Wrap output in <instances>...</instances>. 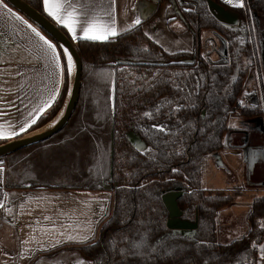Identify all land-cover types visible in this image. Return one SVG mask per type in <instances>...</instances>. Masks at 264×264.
I'll return each instance as SVG.
<instances>
[{
    "label": "trees",
    "instance_id": "16d2710c",
    "mask_svg": "<svg viewBox=\"0 0 264 264\" xmlns=\"http://www.w3.org/2000/svg\"><path fill=\"white\" fill-rule=\"evenodd\" d=\"M24 1L55 24L45 13L43 0ZM175 2L177 8L170 4L167 17L181 20L192 33L196 50L201 48L202 33L212 32L227 47L220 60L197 57L195 50L167 52L140 25L106 41H74L58 26L82 61L76 110L49 140L0 158L7 189L109 188L113 192L112 213L97 238L80 247L87 264H256L259 259L264 196L253 201L248 233L220 244L217 211L235 198L204 189L202 179L205 158L221 151L225 136L233 130L231 117L261 116L256 98L244 93L249 48L245 40L239 47L235 39V33L243 31L219 19L210 2L237 15L239 22L243 13L223 0ZM251 7L256 18L264 19V0H251ZM57 44L64 68L62 90L50 111L20 137L54 121L67 99L70 75L64 50ZM242 98L247 103L239 107ZM135 121L148 139L150 150L145 154L134 151L125 136ZM158 124L165 131L153 127ZM5 143L0 140V145ZM29 150L35 152L19 156ZM28 166L30 175H26ZM176 187L185 189L178 200L184 220L198 224L193 236L167 226L169 211L163 196Z\"/></svg>",
    "mask_w": 264,
    "mask_h": 264
},
{
    "label": "crops",
    "instance_id": "0c3cea01",
    "mask_svg": "<svg viewBox=\"0 0 264 264\" xmlns=\"http://www.w3.org/2000/svg\"><path fill=\"white\" fill-rule=\"evenodd\" d=\"M81 2L92 14L101 15L104 20L108 19L103 14L109 10L110 0H81ZM93 2L95 7H92ZM238 2L239 0H232L231 3H226L235 7L234 4ZM3 4L35 27L56 46L60 54L58 44L36 24L5 0ZM168 4L165 0L161 2L160 0H116L114 15L118 35L133 28L135 19L139 17L141 20L139 25L143 31L167 52L194 50L192 33L184 28L182 22H172L175 18L167 17ZM6 11L0 7V113H2L0 132L7 135L16 131L19 134L0 140L10 142L27 133L50 111L62 90L63 74L50 66L45 67L47 61L42 59L34 48L35 44L40 43L38 38L14 17L7 16ZM53 21L57 26H61ZM67 33L73 39L68 31ZM80 35L82 33L78 28L77 37ZM59 63L63 67L61 54ZM53 92L57 94L52 106L39 116L35 124L26 131L20 132L21 125H25L36 114L37 109ZM242 154L245 156V161L253 156L246 149ZM0 168H2L0 203L5 205L4 208H0V264H79L81 261L87 264L88 258L80 247L97 238L101 225L110 216L113 192L108 188L104 190L7 189L5 168L2 165ZM218 218L217 216V222ZM69 225L72 227H68ZM52 228H55V232L45 235V230ZM248 231L249 229L244 234L226 237L225 242L221 244L238 240ZM68 235L88 236V239L69 240L66 238ZM218 236L217 226V239ZM25 241L30 242L24 243ZM260 246H264V243ZM260 264H264V260H261Z\"/></svg>",
    "mask_w": 264,
    "mask_h": 264
},
{
    "label": "rangeland",
    "instance_id": "374dc122",
    "mask_svg": "<svg viewBox=\"0 0 264 264\" xmlns=\"http://www.w3.org/2000/svg\"><path fill=\"white\" fill-rule=\"evenodd\" d=\"M165 1L169 3L168 7L170 4H172L170 0ZM175 21L181 23V20L178 18L173 19L172 22ZM256 31L258 34L261 51L264 55L263 18H256ZM235 34V39L238 42V46L242 47L243 41H246L244 38V33L242 32L241 34ZM194 50L197 57L201 56L212 61H218L223 55L226 54L227 47L225 48L221 40L214 36L212 32L204 31L202 33L201 48L196 50L194 42ZM230 60H232V57H230ZM243 62L245 63V61ZM248 78L246 79L244 90L246 95H248L252 90ZM73 79L74 75L71 73L70 87L72 85ZM245 103H247V99L245 100V98H242L239 102V107H243ZM229 125H234V127H243V131H240V133L237 134L238 136L241 135L240 145H243L248 137H251V142L249 145L251 147H256V150H251L250 154L253 156L250 158L248 157V161H245L244 155L241 157L242 155L236 156L235 154H232L229 146L226 145L224 151L226 153L224 155V160L226 165L232 171L231 176H227L226 173L218 170L214 166V163L211 160V155L205 158L207 168L203 172V187L210 191H223L228 196L235 198L232 204L217 211V216L219 217L217 222L219 230L218 243L220 244L225 242L226 237L244 234L245 231L250 229L251 223L249 220V214L251 212V204H253L255 198L264 196V120L261 116L253 119H244L238 114H234V117L232 116L229 120ZM35 150L22 152L19 154V156L25 155L24 157H28L31 155V153H34ZM259 153H261V156H259ZM15 159L16 157H13L11 161ZM18 159L21 161L23 158L20 157ZM30 174L31 172L28 166L26 169V175ZM111 213L112 209L110 214ZM231 223L232 225H230Z\"/></svg>",
    "mask_w": 264,
    "mask_h": 264
},
{
    "label": "snow or ice",
    "instance_id": "6c2138e0",
    "mask_svg": "<svg viewBox=\"0 0 264 264\" xmlns=\"http://www.w3.org/2000/svg\"><path fill=\"white\" fill-rule=\"evenodd\" d=\"M226 2L231 3L232 0H226ZM110 8L108 11L104 12L103 15L107 16L108 19L104 20L103 16L92 14L81 2V0H43V8L46 14L56 21L57 24H60L63 28L67 29V31L72 35L73 39H81V40H89V41H106L110 37H115L118 35V30L116 27V19L114 15V8L116 5V0H110ZM95 3L93 2L92 7H95ZM235 7L243 8L244 4L242 0L240 2L234 4ZM0 7L6 9V15L10 17H14L21 24L25 25L34 35L38 38L40 43L34 45L35 51L41 56L42 59L47 61L45 67H52L55 70H59V73L62 75L64 72V68L59 63L60 54L56 50V46L53 45L48 39H46L35 27L31 24L27 23V21L23 20L22 17L16 15L11 11L10 8L7 7L6 4H3V0H0ZM141 20L137 17L132 25L135 27L139 25ZM79 28L82 35L77 37V29ZM64 55L67 60L66 70L69 75H71L73 71V58L68 50H64ZM56 92L46 100L42 106L37 109L35 115L32 116L30 120L27 121L25 125H21L20 132L26 131L33 124L36 123L37 119L40 115L43 114L48 108L52 106L55 101ZM2 114V113H0ZM145 115H150L146 113ZM157 127L158 131H165V128ZM234 127V125H233ZM19 133L13 131L5 135L3 132H0V139L11 138L12 136L18 135ZM174 171H176L174 169ZM0 172H2V168H0ZM5 205L0 203V208H4ZM10 211V210H9ZM45 219H49L45 217ZM264 227V225H261ZM68 227H72L69 225ZM51 232H55V228L45 230V235H48ZM64 235V233H61ZM69 240L79 239V240H87L88 236H73L68 235L66 237ZM30 241H25L24 243H29ZM136 248L141 247L140 244L135 245ZM253 247H258L253 244ZM260 257L257 260L256 264H260L261 260H264V246H259ZM79 264H83V262H79Z\"/></svg>",
    "mask_w": 264,
    "mask_h": 264
},
{
    "label": "water",
    "instance_id": "95a60500",
    "mask_svg": "<svg viewBox=\"0 0 264 264\" xmlns=\"http://www.w3.org/2000/svg\"><path fill=\"white\" fill-rule=\"evenodd\" d=\"M5 1L8 2L17 11H19L24 16H26L40 29H42L47 34H49L57 43H59V45L63 48V50L67 49L69 53L72 55V58L75 62L76 70L67 99L61 110V112H64V115L62 119L59 121V123L45 133L32 135V136L28 135V137L27 136L20 137L13 141L7 142L3 145H0V158L12 154L16 151L22 150L26 147L47 141L65 128V126L71 119L73 113L75 112L79 102L81 86H82V71H83L82 61L74 44L56 24L50 21L42 13L38 12L33 7L28 5L24 0H5ZM170 1L174 5V7L177 8L175 0H170ZM210 7L218 16V18L224 21L227 25L237 26L241 28V23L239 22L237 15L229 11H226L224 8L220 7L219 5L213 2H210ZM263 61H264V55H263ZM212 159L214 160L217 169L224 171L228 176L232 175V171L225 164L220 153L214 154L212 156ZM181 196L182 193L179 192L166 193L163 196L164 204L169 211V219L167 222V226L170 230L179 232L183 236H193L195 235V232L198 228V224L192 223L182 218L183 212L180 210L178 206V199Z\"/></svg>",
    "mask_w": 264,
    "mask_h": 264
},
{
    "label": "built area",
    "instance_id": "2783aa9c",
    "mask_svg": "<svg viewBox=\"0 0 264 264\" xmlns=\"http://www.w3.org/2000/svg\"><path fill=\"white\" fill-rule=\"evenodd\" d=\"M240 2V0H239ZM244 36L249 48L250 76L260 115L264 120V61L256 31V18L251 7V0H242Z\"/></svg>",
    "mask_w": 264,
    "mask_h": 264
},
{
    "label": "flooded vegetation",
    "instance_id": "af4514ba",
    "mask_svg": "<svg viewBox=\"0 0 264 264\" xmlns=\"http://www.w3.org/2000/svg\"><path fill=\"white\" fill-rule=\"evenodd\" d=\"M256 18V16H255ZM240 23H241V29L244 33V28H243V17L242 19L240 20ZM245 38V36H244ZM248 80H249V83L250 85H252V81H251V76H250V72H249V75H248ZM253 86V85H252ZM250 95H252L253 97H255V94L253 93V88L252 90L249 92ZM256 98V97H255ZM155 126V125H154ZM153 126V127H154ZM157 126L159 127H162L161 124H158ZM232 127V132L230 134H228L227 136H225L224 140H223V143H224V148L219 151V152H216V153H220L221 156H222V159L224 160V155L226 154L224 151H225V147L227 145V143H229V146H231L230 148H234V149H230L231 150V153L233 154H238V156H241L243 157V154L242 152L246 149L248 151H251V150H256V147H251L249 144L251 142V137H248V139L244 142L243 145H240V141H241V135H237L238 133H240V131H243V127ZM247 129V128H245ZM141 131H142V128H140L138 126V123L135 121V123H132L130 125V129H127V132L125 134L126 136V139L127 141L129 142L130 146L132 147V149L134 151H136L137 153H140V154H145L147 152H149L150 150V147H149V143H148V139H146L145 137H143V135L141 134ZM119 134H121L120 131H118ZM143 134L146 135L145 132H142ZM239 138V139H238ZM189 145V143L186 145V147ZM192 147V146H191ZM214 153V154H216ZM214 154H211V160L213 161L214 163V166L216 167L215 165V162L214 160L212 159V156ZM237 156V155H236ZM225 162V160H224ZM226 164V162H225ZM207 168V165H206V162L204 161V164H203V172L205 171V169ZM217 168V167H216ZM219 170V169H218ZM221 171V170H220ZM224 172V171H222ZM225 173V172H224ZM227 175V174H226ZM228 176V175H227ZM202 179H203V173H202ZM206 189V188H204ZM208 190V189H206ZM172 192H179V193H182V196H184L185 194V189H183V187H176L173 191H170L168 193H172ZM180 197V198H181ZM179 198V199H180ZM178 199V200H179ZM179 206V205H178ZM181 210V209H180ZM182 211V210H181ZM183 212V211H182ZM184 215V213H183ZM182 218L184 219V216H182Z\"/></svg>",
    "mask_w": 264,
    "mask_h": 264
},
{
    "label": "bare ground",
    "instance_id": "6f19581e",
    "mask_svg": "<svg viewBox=\"0 0 264 264\" xmlns=\"http://www.w3.org/2000/svg\"><path fill=\"white\" fill-rule=\"evenodd\" d=\"M68 53H69V51H68ZM75 70H76V67H75V62L73 60V72H72V75H74V76H75ZM63 115H64V112L59 113V115L54 119V121H52L45 128H43V129H41L39 131H36V132H34L32 134H29V135L32 136V135H38V134H42V133L47 132L48 130L52 129L53 127H55L59 123V121L62 119ZM27 137H28V135H27Z\"/></svg>",
    "mask_w": 264,
    "mask_h": 264
}]
</instances>
